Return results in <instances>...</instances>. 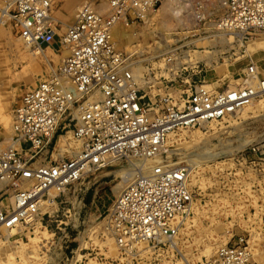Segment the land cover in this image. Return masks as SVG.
<instances>
[{
	"label": "built area",
	"instance_id": "built-area-1",
	"mask_svg": "<svg viewBox=\"0 0 264 264\" xmlns=\"http://www.w3.org/2000/svg\"><path fill=\"white\" fill-rule=\"evenodd\" d=\"M168 1L178 3L191 23L176 28L169 45L140 49L127 34L113 42L116 24L137 31ZM107 3V14L95 11L89 1L83 3L75 21L60 34L51 16L53 0H0V26L8 22L39 48L66 50L58 67L18 96L9 142L0 140V240L5 232L19 237L38 227L46 230L57 206L69 204L74 210L80 203L79 184L113 161L129 166L157 160L149 170L135 171L132 182L114 195L102 235L113 240L118 255L105 264H250L243 234L230 236L213 257L191 262L184 255L180 230L192 213L194 195L187 166L164 159L162 149L168 134L223 121L264 98V77L250 57L236 82L222 89L207 80L208 68L199 69L221 59L218 50L210 59L211 49L228 46H200L214 36L241 35L243 41L264 32V0ZM242 59L230 57L233 65ZM152 62L170 66L169 76L181 79L186 91L155 90L147 82L152 71L147 67L140 74L145 80L141 84L136 71ZM184 65L192 72H185ZM62 136L67 155L56 149Z\"/></svg>",
	"mask_w": 264,
	"mask_h": 264
},
{
	"label": "rangeland",
	"instance_id": "rangeland-1",
	"mask_svg": "<svg viewBox=\"0 0 264 264\" xmlns=\"http://www.w3.org/2000/svg\"><path fill=\"white\" fill-rule=\"evenodd\" d=\"M66 1L53 0L52 5L51 14L55 20H58L60 34H63L64 24L59 19V12ZM83 1L85 3L94 1L95 4H101L102 0ZM157 14L156 19H160L161 13ZM156 19L133 32L136 35L135 41L138 42L137 48L144 49L147 45L159 47L158 43L161 42L162 33L156 29L158 27ZM9 28L10 26L8 27L10 37L7 41L18 43L21 52L31 53L32 47L24 48V42L20 41V36L15 30ZM263 40L264 32H259L241 40V43L234 42L231 45L226 43L228 46L224 49H211L212 52L207 51L211 54L210 59L215 56L216 50L221 51V55L217 54V57L221 56V59L219 58L217 64L200 65L199 69L204 66L208 68L207 80L214 84L213 87H217L216 89H222L230 82H235L234 78L238 71L244 68L246 61L248 62L249 59L246 58L249 55L246 50L250 46H254L255 42ZM211 42L212 45L209 43L200 45L202 47L209 45L214 48L216 44H213V39ZM170 43H163L162 47H166ZM182 44L180 42L177 46ZM50 49L35 59L37 69L30 66L28 70L27 62L17 58L7 49L5 60L0 62V96L6 97L5 114L10 115V120L18 96L50 73L46 64L53 68L59 66L60 54L52 48ZM27 50L29 51L27 52ZM226 56L224 65L222 58ZM230 57L234 61L242 57L245 59L233 65ZM45 58L48 63L44 60ZM250 58L256 63L260 77H264V53L254 54ZM214 59L216 60V58ZM143 67L152 69L148 79H151V85L155 86V90H159V87L164 92L186 91L187 86L181 83V79L176 78L173 81L172 76H169L172 74L169 73L172 71L170 66L162 62H152L150 65L144 64ZM184 67H187L185 72H192L190 66L184 65ZM16 75H20V78L13 79ZM193 81L195 80L193 79ZM259 101L264 103L262 99L256 103ZM217 123L215 130L207 125L201 129L175 132L176 138L184 132L186 134L200 132L202 135L196 141L187 139L184 143L180 142L179 145L173 143L168 147V151H163L164 159L170 158L172 163L183 164L191 172L188 184L193 192V201L197 211H192L189 216L191 219L189 228L181 232L180 247L191 262H198L213 257L218 247L226 244L230 236L243 234L246 236L248 244L254 245L253 249H255V251L251 249L250 264H264V104L259 109L247 111L246 116L239 114ZM1 125L2 123H0V140L10 136L7 128ZM209 154L214 156H209ZM130 167L123 161L118 162L81 182L78 186L81 191L78 193L77 199L80 203L75 204L74 210L70 209L69 204L57 206L59 210L55 217L51 218L52 223L46 229L51 237L44 241H38L37 248L34 250L28 241V238L33 234L24 232L19 237L11 235L9 240L13 244L9 247L1 246L0 264H105L106 260H116L117 252L109 246L107 238L102 235L104 232L102 221L114 195H116L114 186L119 182V179L114 177V171ZM69 201L74 202L73 199H69ZM74 211H76L75 217L73 216ZM73 217L74 220L70 222L69 220H72ZM80 234L86 244L76 254L81 244ZM227 234L226 241L219 245L220 243L215 238ZM211 248H214L213 254L206 256L210 251L205 250ZM9 254L13 256H7Z\"/></svg>",
	"mask_w": 264,
	"mask_h": 264
},
{
	"label": "bare ground",
	"instance_id": "bare-ground-1",
	"mask_svg": "<svg viewBox=\"0 0 264 264\" xmlns=\"http://www.w3.org/2000/svg\"><path fill=\"white\" fill-rule=\"evenodd\" d=\"M83 3H85V1H83V0H67L66 3L62 6L61 11L59 12V19L64 24L63 31H65V29L68 28V26H70L75 21L77 12L81 8V6L83 5ZM90 3L93 5L95 11H97L100 14H107L108 11H109L107 0H102L101 1V4H95L94 1H92ZM180 10H181V6H179L178 3L174 2V1L173 2L172 1H168V2H165L161 6V8L159 9V11H158V13L159 12L161 13L160 14L161 15V18L160 19H156V17L158 16L157 13H156L157 15H151V16H149V19H150L149 23L150 22L152 23L153 22V19H156L157 20V25H158V27L156 29H157V31H159V32L162 33L161 34V42L158 43V46H160L161 44H162L161 46H163V43L164 44H167V43L171 42V39L173 38L172 32L177 27L178 28L179 27H182V26H184V24L189 25L188 23H190V18L187 15L182 16V13H181ZM160 15H159V17H160ZM51 16H52V14H51ZM54 21L58 23V20H55L54 19ZM66 23H69V24H66ZM9 26L11 28V25L8 22H5V23H3L0 26V62H3L5 60L4 58H5L6 52L8 51L7 49H9V51L12 52L14 56L16 55L17 58H20L21 60H24L25 62H27V64H28L27 70H28V67H30V66L31 67L33 66L34 67L33 69H37V67L35 66L36 65L35 64V59L38 58V56L44 55V52L45 51L51 50L50 49L51 47L39 48L36 44L28 43L23 38L20 37V41L22 40V42H24L23 43L24 44L23 45L24 48L32 47V50L30 51L31 53H28L27 54V53H25L23 51L21 52V49L19 48V44L18 43H15V42H11L10 43L9 42L10 40L7 41V39L10 37V32L8 30V27ZM111 31H112L111 34H112V38H113V42L114 43H116L121 36H125L126 34L129 35L128 38L131 40L130 43L136 42L135 41L136 39L134 38L136 35L133 33L135 31H132L131 29H125V28H123L120 23L116 24L112 28ZM128 38H127V40H129ZM242 39L243 38H242L241 35H233V34H225V33H222L221 34L220 33L217 36H214V38H213V42L214 43L213 44H219V43L220 44H223V43L226 44L227 43V44H230L231 45V43H234V42L241 43V40ZM127 42H129V41H127ZM208 43H209V45H212V42L211 41H209ZM202 45H205V44H202ZM28 51L29 50H27V52ZM65 51L66 50L64 49V50H61L60 51L61 53H59L60 54L59 55L60 58H59V61H58L59 64L62 63L63 56H65ZM260 52H263L264 53V40L263 41H259L257 43L255 42L254 43V46H250L248 48V50H246V53L249 55V57H252L254 54H257V53H260ZM214 53H216V52H214ZM255 59H257V58H255ZM44 60L48 63V61H47L46 58ZM38 61H39V59H38ZM225 63H224V65H225ZM46 66H48L50 72H52L54 70V68L51 67L49 64H46ZM7 67H9V66H7ZM145 70L146 69L143 66H139V68L137 69L136 74H138V77L140 79L142 77V75H140V74L143 71H145ZM256 70H257V68H256ZM257 72H258V70H257ZM9 75H11V74H9ZM20 75L19 76L16 75L15 77H13V79H17V78L19 79L20 78ZM258 75H259V73H258ZM164 76H166V74H164ZM150 80L151 79H149L147 82H149ZM140 81H141L140 82L141 84H143L145 82V80H143V79H141ZM7 83H9V82H7ZM261 99L264 100V98L256 99L251 104H249L248 106H246V107L238 110L236 112V114H234V115H232V116H230L228 118H233L234 116L239 115V114H241V116H246L247 111L259 109L264 103H263V101H259L258 103H256V101L261 100ZM5 102H6V97L2 98V96H0V123H2V125L4 126V128H7L8 133H11V123H12V121L9 118L10 115L8 116V115L5 114V105H6ZM207 125L210 128H212V129L215 130L216 127H217V125H218V123L217 122H210V123L205 124L203 127H205ZM181 131H183V130H181ZM174 134H175V132L168 134L167 139L164 142L162 152L163 151H168V147L171 144H173V143H177V145H179L180 142L181 143H184L185 141H187V139L190 140V141H196L202 135L200 132H195V133H192V134H190V133L189 134H186V132H184V133L180 134L179 136H177V138H176V136ZM67 137H69V134H67ZM65 138L66 137H63L62 136V137H60L58 139L57 145H56V149L57 150H60V152L66 153L65 155H67V149H68V147H67ZM2 141H3L4 144H7L9 142V135L6 136V137H3ZM209 156H214V155L213 154H209ZM118 162H120V161L116 160V161H113L112 164H115V163H118ZM157 162H159V161H157V160L151 161L150 160V161L146 162V164H137L135 162H130L129 163L130 166H131L130 168H128V169H120V170L114 171V177H118V179H119V182L114 186V193L117 195V193H119L122 189H124L126 186H128L132 182V180L135 177V171L141 170V169H143L144 171H147V170H149L153 166V164H155ZM196 166L198 167V165H196ZM187 170H188V175L190 177L191 172L189 171V169H187ZM192 211H197L194 201H193V204H192ZM190 221H191L190 217H188L184 221V224H183L182 229L180 230V233L183 232V231H185V230H187L189 228ZM13 234H14V231L8 232V233L5 232L3 234L4 238H2L0 240V250H1V246L2 245L5 246V247H7V246L9 247L11 244H13V243H10V240H9L10 236L13 235ZM50 237H51V234L48 231H46L43 228L40 229V227H38L34 231L33 236H31V237L28 238V241H29V243H31L32 248L35 250L37 248L38 241H40V240L44 241L46 239H49ZM227 237H228V234L225 235V236H223V237H216L215 239H216V241L218 243H220L219 245H221L224 241H226ZM106 238H107V242H108L109 246L113 247V249L117 252V249H116L115 244L113 243V240L110 237H107V236H106ZM79 239L81 241V244H80L78 250L76 251V254H78L79 251H80V248L81 247H84L85 244H86V242L84 241V238H83V236H81V234L79 235ZM20 243L23 244L24 246H27V244H24L22 242H20ZM250 243H252V242H250ZM222 245H224V244H222ZM253 248H254V245H251V244L249 245L248 244V251H249L250 255H251V249L253 251H255V249H253ZM213 249L211 248V249L205 250V251H210V253H207L206 256L212 255L213 254ZM204 253H206V252H204ZM7 256H13V255L9 254ZM249 262H251V257H250Z\"/></svg>",
	"mask_w": 264,
	"mask_h": 264
}]
</instances>
